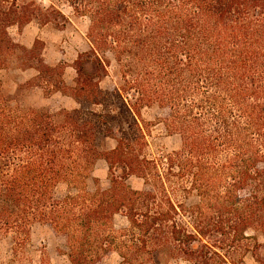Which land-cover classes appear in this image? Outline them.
<instances>
[{
  "label": "trees",
  "instance_id": "trees-1",
  "mask_svg": "<svg viewBox=\"0 0 264 264\" xmlns=\"http://www.w3.org/2000/svg\"><path fill=\"white\" fill-rule=\"evenodd\" d=\"M60 2L88 21L89 49L68 89L40 40L26 48L9 34L31 23L58 28L62 11L0 0V72L36 73L13 95L0 80V240L10 242L9 264L24 260L34 225L64 238L68 264L111 254L119 264H245L248 241L264 239V0ZM93 61L102 77L112 74L105 90L100 76L82 72ZM40 85L45 98L59 92L77 108L24 105L21 92ZM152 107L177 150L149 152L141 111ZM98 161L107 166L104 191L92 178ZM60 186L68 194L58 199ZM116 216L128 227L117 230Z\"/></svg>",
  "mask_w": 264,
  "mask_h": 264
},
{
  "label": "rangeland",
  "instance_id": "rangeland-1",
  "mask_svg": "<svg viewBox=\"0 0 264 264\" xmlns=\"http://www.w3.org/2000/svg\"><path fill=\"white\" fill-rule=\"evenodd\" d=\"M42 7L50 5L58 7L65 20L61 21L58 28L54 26L39 27L36 23H31L21 30L13 27L9 30V34L20 45L30 48L34 40L38 39L44 44L42 52L43 60L48 66L61 65L63 70L64 89L73 87L76 78L75 61L78 56L87 53L89 46L86 40V31L88 21L85 18H74L71 10L60 0H36ZM79 67V66H78ZM82 72L90 75L95 80L100 76L99 87L107 89L113 84V77H102L101 72L96 66L95 61L83 63L81 65ZM36 76L35 71L27 70L24 72L8 71L0 72V80L3 81L4 90L6 93L13 95L19 85H23L31 81ZM35 84V82H34ZM33 85V84H32ZM31 87V86H30ZM29 90L21 92L20 101L26 106L33 108H42L50 112L59 110H73L77 108L74 101L57 92L50 97L45 98V90L42 85L33 86ZM163 117V112L155 107L145 108L141 111L142 120L148 125L149 137V152L150 153H168L177 150L180 146V141L176 136H169L163 130L160 124ZM115 143L112 140H104L101 147L104 149H112ZM92 178L97 181V188L104 191L108 189V173L107 166L104 161H98L93 169ZM127 184L133 190H141L143 185L139 179L131 177ZM86 190L94 192L96 190L93 181L88 180ZM75 194L74 190L70 191ZM68 191L65 186L57 188L55 196L58 199L63 198ZM115 228L122 230L128 227L127 221L121 216L114 218ZM248 236L253 234L248 232ZM256 241L250 240L247 245V253L244 254L243 260L245 264H259L257 260L264 261V248H256L255 245H264V239L261 236H255ZM10 242L8 239L0 240V264H9L11 256ZM66 253L65 240L61 236H57L53 231L43 225H34L30 231L27 252L21 264H68V260L64 255ZM120 258L117 254H111L101 260L98 264H119ZM157 264H187L183 261H169L164 263L163 259L156 261ZM149 264V263H146Z\"/></svg>",
  "mask_w": 264,
  "mask_h": 264
},
{
  "label": "crops",
  "instance_id": "crops-1",
  "mask_svg": "<svg viewBox=\"0 0 264 264\" xmlns=\"http://www.w3.org/2000/svg\"><path fill=\"white\" fill-rule=\"evenodd\" d=\"M252 262L255 264L254 260H252ZM257 264V263H256Z\"/></svg>",
  "mask_w": 264,
  "mask_h": 264
}]
</instances>
